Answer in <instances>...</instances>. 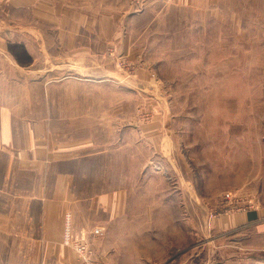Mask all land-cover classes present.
Segmentation results:
<instances>
[{
    "label": "rangeland",
    "instance_id": "rangeland-1",
    "mask_svg": "<svg viewBox=\"0 0 264 264\" xmlns=\"http://www.w3.org/2000/svg\"><path fill=\"white\" fill-rule=\"evenodd\" d=\"M51 1L76 12L77 27L102 32L81 43L97 42L109 65L143 81L82 86L97 98L80 107L106 108L107 122L123 125L124 185L133 187L123 217L100 234L98 216L72 225L56 264H264V251L238 241L245 233L216 230L221 215L264 219V0ZM131 125L140 127L138 180Z\"/></svg>",
    "mask_w": 264,
    "mask_h": 264
},
{
    "label": "crops",
    "instance_id": "crops-1",
    "mask_svg": "<svg viewBox=\"0 0 264 264\" xmlns=\"http://www.w3.org/2000/svg\"><path fill=\"white\" fill-rule=\"evenodd\" d=\"M58 4L0 0V264L60 263L72 225L79 229L83 220L95 222L98 216L103 229L123 217L130 202L123 125L107 122L106 108L80 107L76 101L97 98L82 93L83 85L112 84L123 91L125 82L143 81L125 78L115 63L109 65L97 42L81 43L83 34L100 41L102 32L77 27V13L61 12ZM155 128L147 130L159 131ZM126 133L137 164L131 179L138 180L139 125ZM147 138L155 144L153 136ZM117 157L119 173L113 167ZM216 227L218 236L245 233L238 241L249 252L264 251L260 215H221Z\"/></svg>",
    "mask_w": 264,
    "mask_h": 264
},
{
    "label": "built area",
    "instance_id": "built-area-1",
    "mask_svg": "<svg viewBox=\"0 0 264 264\" xmlns=\"http://www.w3.org/2000/svg\"><path fill=\"white\" fill-rule=\"evenodd\" d=\"M230 198H231L230 195L227 194V195H226V202L230 201V200H231ZM101 232H102V229H96L95 234L98 235V234H100ZM81 250L83 251L84 248H82ZM81 250H80V252L83 254V252H82Z\"/></svg>",
    "mask_w": 264,
    "mask_h": 264
}]
</instances>
